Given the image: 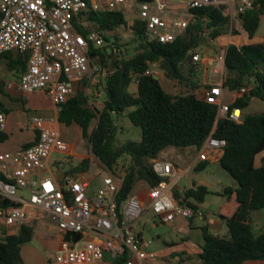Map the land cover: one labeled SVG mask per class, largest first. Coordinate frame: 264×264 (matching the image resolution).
<instances>
[{"label":"trees","instance_id":"trees-1","mask_svg":"<svg viewBox=\"0 0 264 264\" xmlns=\"http://www.w3.org/2000/svg\"><path fill=\"white\" fill-rule=\"evenodd\" d=\"M259 3V10L238 15L249 39L257 35L264 18V0ZM223 10L222 6L192 10L193 19L189 26L169 44L145 42L144 26L136 21L128 42L114 39L117 49L126 50L123 57L90 45V64L107 70L106 77L99 83L104 96L100 110L89 104L87 80L82 79L75 84L74 95L61 106L57 116L58 122L66 127L76 124L81 129L90 155L111 173L119 160L128 159L117 195L119 205L134 192L139 182L149 188L159 183L160 178L153 172L151 162L158 160L160 153L167 148L199 151L211 134L226 141L219 166L236 184L235 189H226L223 193L234 206L230 217L221 215L227 233L218 235L202 228L204 243L201 252L197 255L174 254L171 258L176 259V264L264 262V231L259 234L252 231V214L264 210V164L255 166V158L264 152V113L244 114L252 99L264 103V42L239 47L231 44L225 49L223 89L230 93L248 89L230 105L242 113L239 124L226 119L216 121L217 106L195 93L201 88V80L196 76L192 57L207 45L200 33L206 31L211 39L225 34L230 17L224 15ZM125 26L124 16L116 12L86 11L79 16V21H74L76 32L85 39L96 31L109 41L112 40L110 32ZM0 59L4 60L5 70L13 77L19 78L26 69V55L7 52ZM148 62L158 63L163 77L183 84L188 92H165L157 78L144 76ZM133 85L136 86L135 93L129 90ZM4 87V81L0 80L3 95ZM0 112L6 113L1 104ZM121 117L141 130L139 143L126 141L115 146V121ZM93 120L96 125L89 132ZM6 139L4 133L0 134V142ZM89 164L90 157H87L74 170L86 171ZM205 167L206 163L199 164L196 171L201 172ZM4 179L0 173V181ZM208 193L206 188L197 187L185 190L183 196L175 192L174 196L182 204L195 207L188 199L201 203ZM12 205L9 201L0 202V207ZM33 233V226L22 225L17 234L4 235L0 239V264H23L20 250L31 242ZM113 264H122V261Z\"/></svg>","mask_w":264,"mask_h":264},{"label":"built area","instance_id":"built-area-1","mask_svg":"<svg viewBox=\"0 0 264 264\" xmlns=\"http://www.w3.org/2000/svg\"><path fill=\"white\" fill-rule=\"evenodd\" d=\"M219 6L223 11L232 6L237 15L261 8L259 0H0V56L17 52L27 58L24 73L16 82L7 83L6 88L28 94L44 92L58 115L61 106L74 95L75 84L86 79L87 89L101 71L99 65L90 64V45L105 48L115 56H126L125 49H117L113 39L107 41L99 32H91L88 39L76 32L74 21H79L83 12L121 13L130 34L139 21L144 26L145 42L169 44L189 26L192 10ZM200 36L208 46L215 42L206 31ZM224 55L216 60L224 64ZM201 60L200 54L192 57L193 64ZM161 75L158 63H147L144 76ZM247 91L242 88L238 93ZM98 96L102 97L103 92ZM201 97L217 106L216 121L241 122L240 109L219 102L222 85L204 88ZM55 123L57 118H32L28 126L36 135L33 144L15 153L0 154V173L5 178L0 181V202L14 204L0 207V218L9 230H19L28 220L45 221L57 229L62 240L54 257L56 263L102 264L107 258L112 263L160 264L158 255L150 250L152 240L134 229L144 212L150 211L162 223L204 217L200 208L175 198L171 180L178 179V175L169 162H151L160 181L148 188L146 204L134 193L118 204L122 176H106L104 188L89 196L87 182L77 173L67 172L61 180L40 175L49 167L53 152L65 155V165L71 163L63 139L52 127ZM6 129V114L0 112V134ZM225 146V140L211 134L198 151V161L220 157ZM23 192L28 193L27 198Z\"/></svg>","mask_w":264,"mask_h":264},{"label":"crops","instance_id":"crops-1","mask_svg":"<svg viewBox=\"0 0 264 264\" xmlns=\"http://www.w3.org/2000/svg\"><path fill=\"white\" fill-rule=\"evenodd\" d=\"M172 2L177 3L178 0H172ZM223 12L226 14V16L230 17V20L232 23L234 22V20H236V22L240 23V21L238 19V15L235 13L234 7L230 6L228 10L223 11ZM235 17H236V19H235ZM263 20H264V18H263ZM240 25H241V23H240ZM241 28H242V26H241ZM241 42H242V44L239 45L238 43H241ZM261 42H264V35L261 38H260V36L256 35L253 39H249L247 33L243 29H241V30H238V32L235 35H233L232 31H231L230 34L225 33V34L221 35L220 37L216 38L215 42L211 46V48L215 49L216 47H218L222 44H225V43H227L225 45L226 46L225 49H226L227 46L231 45V44L239 47L242 45H247V44H252V43H261ZM225 49H224V52H225ZM206 54L208 56L209 51L206 52ZM205 59L206 58H204L203 60H205ZM210 60L212 62H214V59L211 57H210ZM201 69H202L201 74H200L201 88L198 90V93L200 94L199 96H201L202 90L204 88H207V87L212 86V85H222V83H223V76L220 77L218 82H215L216 78L214 76V73L208 74L207 72L204 71L203 68H201ZM224 71H225V69H224ZM1 79H3V81L5 83V87H4L5 95L0 93V97H4L7 101V103H13L15 99L21 98L24 94H28V93H20L16 89H7L6 88L7 83L17 81L11 75H7V74L6 75L5 74L0 75V80ZM44 97H48V96L42 91H36L34 93H30L29 98H28V100H26L25 103L27 106L30 105L33 108L39 109L40 108V102H42L41 100ZM239 97H241V94H239L237 92L230 93L227 90L223 89V97L221 99H219V102L222 104L230 106ZM0 104L6 110L5 114L7 117V129H6V132L4 133L7 137V139L4 142H0V154L15 153L19 150L25 149V148L29 147L30 145H32L36 139V135L29 128V126H28L29 121L26 123H22L19 121L16 123H13V116H11L10 111H7V108L2 103H0ZM57 116L58 115L56 114L55 118H57ZM74 125H76V124H73L69 127H66L65 125H63L59 122L52 125L53 128L58 130L61 138L64 140L66 150L68 151V157L71 159V163L69 165H65L64 163H62L63 159L59 158V156H62V158H64L65 155H63L60 152H53L51 157H50V160H49V167L44 172L40 173V175L48 176V177L54 178V179H58V177H61V179H62L63 175L66 174L67 172L77 173V174H79L80 179L83 181H86L88 186H89V183L87 180L89 177V174H88L89 167L86 171H82V172L74 170L73 157L77 153L75 152V149L73 148L71 143L67 142V140L64 139V129H70ZM13 127H16L18 130V134L16 136L15 135L13 136V132H12ZM80 139L83 141V144H85V141L82 139V136H81V129H80ZM87 149L89 151V147ZM263 154H264V152L255 158V166L256 167H260L261 165L264 164V162H262V161H264V157L262 156ZM197 156L184 169L176 166L172 162L164 161V162L171 163L175 167V170H176L177 175H178V179L171 180L173 193L178 192L181 194V196H183V192L185 190L190 189V188L195 189L197 187H204L208 190L209 193L204 196L203 201L201 203H196L193 199H188V201L192 205H195V207L200 208L204 212V217L201 219L175 220L171 223H162L158 219L153 217L154 218V219H152V221H153L152 225L153 226H157L158 224L159 225L162 224V225H167L169 227V232L167 233L169 237H170V234H173V233L183 235V237L171 238L170 240L166 239L165 235H163V236L157 235L156 236V240L158 243V249L157 250L151 249L155 243V240L153 238L147 237V239L152 240V245L150 246V250L155 252L158 255V260H159L160 264H176V259L171 258L174 254H179V253H185L187 255L199 254L201 252V247L203 246V243H204L203 235H202V228L206 227L209 231L212 229L214 231L213 234L220 235L219 232H222L224 230V228H226L221 215H224L226 217H230L234 212V206H233L232 202L227 200V197H225L226 202L224 203V205H221V207H220L221 209L218 212V218L209 217V215H208L209 209L206 207L207 206L206 200L209 199L210 197H212V196L222 197L224 190L236 188V184L234 182H231L230 180H227L225 183L219 182L215 187L214 183L212 181L210 182V179L207 178L205 175H202L200 177H196L195 175H191V177L188 180V183H186V185H183L181 187L178 185L179 181L181 179H183L184 177H186L187 175H189V173L191 171H196V167L199 164H202V163H210V164L218 163L219 164V159L222 155L220 157H217V158L215 156H211L210 160L206 161V162L198 161ZM88 157H90V161H91V159H95L90 155V151H89ZM83 158L84 157L79 155L78 156V162L80 163L83 160ZM257 159H259L260 164H257ZM95 160H97V159H95ZM158 160H160V159H158ZM60 164H63L64 166H66V170L61 169ZM71 169H73V170L71 171ZM59 172H61V173H59ZM110 174L115 175L114 173H111L110 171L107 170L106 176H108ZM148 188L149 187H147V185H145L143 182H139L138 185L136 186L134 192H133L134 194L137 195V197L140 199V201L143 204H146L148 201V198H147ZM100 189H102V188H100ZM88 191H89V187H88ZM94 194H92V196ZM148 212L149 211L144 212L143 216H145ZM0 221H1L2 227L6 228L4 226L1 218H0ZM196 221L203 222V224L198 225L196 223ZM148 222H150V220H147L144 223H141L139 220L136 223V224H138V226H137V229H135V231L144 238H146L145 234L147 231V223ZM252 222H253V219H252ZM26 225L33 226V230H34V226H35L37 230L34 231L33 238L37 235V237L40 239H43L44 236H46L45 230L41 229V227H47V230L49 231L48 232L49 236L52 237V235H53V237L57 243V245H56V251H57V249L60 245V242L62 240V234L57 229H55L54 227H52L50 224L46 223L45 221L28 220ZM18 231H19L18 229H15V230L7 229V232L5 234L6 235H15L18 233ZM25 246L26 245L22 246L21 250H20V256H21L23 264H25L26 261L31 260V258H29L28 252L26 253V250L24 249ZM38 264H58V263H56L54 261V259H51V260L46 259L44 262H41L40 258H38ZM102 264H113V263L110 262L107 258H105V260L103 261ZM244 264H264V262L263 261H249V262H245Z\"/></svg>","mask_w":264,"mask_h":264},{"label":"rangeland","instance_id":"rangeland-1","mask_svg":"<svg viewBox=\"0 0 264 264\" xmlns=\"http://www.w3.org/2000/svg\"><path fill=\"white\" fill-rule=\"evenodd\" d=\"M236 19V17H235ZM126 21V20H125ZM238 21V20H237ZM127 24V22H126ZM241 25L239 22L232 23L230 20V24L228 29L226 30V34H230L232 31V34L235 35L238 30H241ZM111 38L119 39L121 42H128L131 39L132 34H130L127 30V27H121L117 30H114L109 33ZM264 35V20H262L260 28L257 32V36H260V38ZM225 44H222L218 47H216V50L212 49L211 46L204 45L203 48H201V51L198 53L200 54L202 60L200 63L196 64V76H200L201 74V68L204 69L205 72L208 74L214 73V76L216 78L215 82H218L221 76H224V65L222 61L219 59L216 60V58H220L224 55V49ZM239 45L242 44L238 43ZM209 51V55L207 56L206 52ZM210 57L214 59V62L210 60ZM206 58L205 60H203ZM7 74V71L5 70L4 60L0 59V75ZM107 74L106 69H102L99 74H97L94 77V80L91 82V84L86 89L87 96L89 98V104L95 108L96 110H100L101 104L103 102L104 96L99 97L98 94L101 92L102 88L99 85L101 83L100 81L104 80V76ZM13 77V76H12ZM15 80L18 78L13 77ZM3 80V79H1ZM14 80V81H15ZM159 81L161 87L165 90V92L169 94H185L188 92V89L186 86L179 85L176 81H170L163 77V73L160 77L157 78ZM200 89V88H199ZM196 90V94L199 96L198 90ZM130 92L135 93L136 92V86L130 87ZM30 94H24L21 98L15 99L13 103H7L6 99L4 97H0V103H2L6 108L7 111H10L11 116H13V123L16 122H22L26 123L30 121L32 118H41V119H51L55 118L56 112L54 109V106L50 99L48 97H44L40 102V108H33L30 105H26V100H28ZM254 113H264V103L258 99H252L250 101L249 106L244 110V114H254ZM96 120H93L89 131L95 127ZM115 127L117 129V132L115 134V146L118 147L122 144H124L126 141H132L139 143L141 140V130L139 128L134 127L128 119L125 117L117 118L115 121ZM13 136L18 134V130L16 127H13ZM64 139L67 140V142L71 143L73 148L75 149V152L77 153L73 157V166L74 169L78 168L80 163L88 157L89 151H88V145L85 143L83 144V141L80 139V129L78 126L74 125L70 129H64ZM64 141V140H63ZM84 157L83 160L79 163L78 162V156ZM198 155V151L193 148L189 149H176L173 147H169L166 150L162 151L159 155V159L161 161H169L174 163L176 166L184 169L186 168ZM71 156V155H70ZM264 157V154L262 155ZM59 158L63 159L62 156H59ZM264 162V161H262ZM257 164H260L259 159H257ZM128 165V159L123 158L119 160L117 166L114 168V174L118 177H121L123 175V172ZM60 168L63 170H66V166L63 164H60ZM107 170L95 159H91L89 164V170H88V183H89V191L88 194L92 196L98 189L104 188L103 185V179L106 176ZM191 175H195L196 177H200L202 175H205L207 178L210 179V182L212 181L216 187V185L219 182L225 183L227 180H230L233 182V180L220 168L218 163L210 164L206 163V167L203 171H191L189 175L181 179L178 183V185L181 187L183 185H186L188 183V180L190 179ZM91 192V193H90ZM23 196L25 198L28 197L27 192H23ZM224 196V195H223ZM218 197V196H212L209 199L206 200L207 202V208L209 209V217H215L218 218V212L220 211L221 205H224L226 202V198L224 197ZM152 219L153 214L149 211L145 216H143L140 219L141 223L146 222L147 220H150V222L147 223V231H146V238H153L155 240L154 245L152 246V250L158 249V243L156 240L157 235H165L166 239L170 240L171 238L176 237H183L181 234L173 233L170 234V237L168 236L169 227L167 225H152ZM252 231L255 234H259L264 231V210L256 211L252 214ZM198 225H202L203 222L196 221ZM138 224H134V229H137ZM41 229H44L46 232V236H44L43 239H40L37 237V235L26 244L24 249L26 250V253L28 252L29 258L31 260H28L25 262V264H38V258H40L41 262H44L46 259H54L56 254V241L52 235V237L49 236V231L47 230V227H41ZM36 227L34 226V231H36ZM211 233H214V231L211 229ZM224 231V232H223ZM222 232H219L220 235H226L227 229L224 228ZM7 232L6 228H3L0 221V239L6 235Z\"/></svg>","mask_w":264,"mask_h":264},{"label":"water","instance_id":"water-1","mask_svg":"<svg viewBox=\"0 0 264 264\" xmlns=\"http://www.w3.org/2000/svg\"><path fill=\"white\" fill-rule=\"evenodd\" d=\"M59 173H61V172H59ZM58 179L61 180V177H58Z\"/></svg>","mask_w":264,"mask_h":264}]
</instances>
